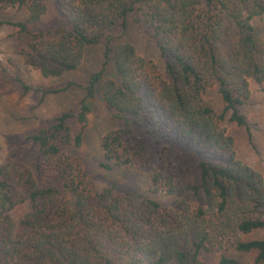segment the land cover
Masks as SVG:
<instances>
[{
	"label": "trees",
	"instance_id": "trees-1",
	"mask_svg": "<svg viewBox=\"0 0 264 264\" xmlns=\"http://www.w3.org/2000/svg\"><path fill=\"white\" fill-rule=\"evenodd\" d=\"M50 1L59 21L33 31ZM16 7L27 9L26 20L7 24L42 77L78 71L97 47L104 61L77 105L27 138L39 149L35 170L22 157L0 165V264H205L203 253L228 247L264 264V234L243 239L264 232V176L238 158L223 127L228 121L252 137L242 107L251 82L264 83V37L253 24L264 17V0H0L1 9ZM130 25L149 36L162 65L125 38ZM214 87L221 113L205 101ZM98 99L120 127L102 139L98 167H152L150 191L165 193L167 206L114 185L94 190L72 152ZM71 123L85 125L75 132ZM159 138L211 157L197 154L199 183L168 158L153 167L147 140ZM190 198L203 204L192 207ZM26 203L31 211L16 221L12 212ZM217 264L237 261L223 255Z\"/></svg>",
	"mask_w": 264,
	"mask_h": 264
},
{
	"label": "rangeland",
	"instance_id": "rangeland-1",
	"mask_svg": "<svg viewBox=\"0 0 264 264\" xmlns=\"http://www.w3.org/2000/svg\"><path fill=\"white\" fill-rule=\"evenodd\" d=\"M28 12L26 8H0V165L12 158L22 157L27 167L35 170L40 162V153L27 138L36 134L41 128L53 123L56 117L69 111L77 105L85 95V84L89 75L98 71L104 61L103 50L99 47L88 51L84 63L78 71L66 74L61 78H44L38 68L33 67L26 57V43L18 38L17 31L7 22L25 21ZM60 15L53 1L49 2L48 12L44 15L42 22L33 27V31L47 29L59 21ZM254 26L264 37V17L255 19ZM137 26L130 25L126 39L131 41L138 49V53L162 65L157 48L143 34ZM73 83L69 93L48 95L43 97V91L59 89ZM23 84L27 85V90ZM251 98L242 107L246 114L251 131V139L245 128L225 121L223 127L235 143V150L238 158L246 165L252 167L264 176V83L251 82ZM94 112L89 116L87 124H72L75 132H80L85 127L84 143L80 150L74 152L85 161L89 173L94 176V190H103L112 185L118 190H129L143 193L145 196L153 197L167 206L165 193L154 195L150 191L149 174L152 167L143 166L133 169L121 168L114 171H105L98 167L102 157L100 144L102 139L109 133L117 130L119 123L114 120L107 108L98 99ZM205 101L211 105L216 112L221 113L224 104L217 87L211 88L205 97ZM188 145L180 149L173 148L163 138L147 140L146 156H156L153 167L159 165V158H168L175 166L186 168L195 177L196 183L200 181L197 154L211 159L196 151H190ZM69 153L71 154L70 150ZM213 159V158H212ZM192 207H199L203 201L197 198H190ZM31 211V204L26 203L19 206L12 212V216L19 221ZM264 232L254 236H244L243 239L262 237ZM237 261V264H254L255 254L240 253L231 247L222 252L203 253L201 260L205 264H217L222 256Z\"/></svg>",
	"mask_w": 264,
	"mask_h": 264
}]
</instances>
